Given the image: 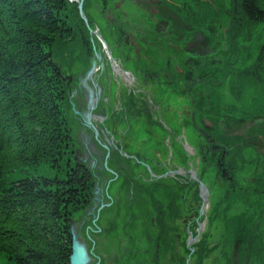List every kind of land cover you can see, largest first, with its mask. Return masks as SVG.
I'll list each match as a JSON object with an SVG mask.
<instances>
[{
    "label": "trees",
    "instance_id": "1",
    "mask_svg": "<svg viewBox=\"0 0 264 264\" xmlns=\"http://www.w3.org/2000/svg\"><path fill=\"white\" fill-rule=\"evenodd\" d=\"M227 1V45L258 46V66L246 73L259 72L264 66V0ZM77 14L76 7L66 0H0V257L7 264H69L68 212L70 207L78 210L82 206L87 199L82 192L92 185L91 173L82 166L68 171L63 180L53 179L51 187L36 177L13 179L26 168L50 162L57 169L65 162L64 151L70 147L71 135L64 118L69 103L61 82L62 65L75 64L78 57L73 53L79 52V61L92 54L88 31L76 28V22H82ZM68 40L71 46L67 51L62 44ZM56 47L62 48L60 55L54 52ZM259 129L255 126L252 131L261 135L258 144L264 150V135ZM254 150V155L243 159V167L233 170L243 179L253 178L251 187L243 183V189L231 178L229 184L214 181L211 166L215 156L210 155L206 162L210 171L204 169L202 174H210L207 184L211 199L224 201L236 189L241 195L245 193L248 201L257 189L255 183L264 180V157ZM256 169L263 175H257ZM219 188L223 189L221 197L216 193ZM262 200L264 197L256 206L255 199L252 206L245 201L244 207L260 212ZM169 203H173L171 199ZM257 222L264 220L258 215Z\"/></svg>",
    "mask_w": 264,
    "mask_h": 264
},
{
    "label": "bare ground",
    "instance_id": "2",
    "mask_svg": "<svg viewBox=\"0 0 264 264\" xmlns=\"http://www.w3.org/2000/svg\"><path fill=\"white\" fill-rule=\"evenodd\" d=\"M108 0H104V4L107 3ZM154 0H148L146 4H142L140 0H111L112 5H118V11L116 13H111L113 17L115 18V23L112 24V27L115 26H126L127 23L139 26V23L141 21L145 22L143 17L146 21L150 22L151 19V5ZM109 9L108 12L112 11V8L107 7ZM106 8V9H107ZM105 9V8H104ZM105 9V10H106ZM68 15L73 13H68ZM78 19L81 20L76 22V28H80L82 32H86L90 30V23L88 21L87 16L85 14H77ZM161 16V14H158ZM67 17L65 15V20H67ZM76 19V17H75ZM94 19V17H93ZM100 20V19H99ZM225 23V22H224ZM227 27L229 26L228 23H225ZM66 27H68L66 25ZM169 27H172V24L169 25ZM105 30H107L108 35L111 36L110 31H114L117 34V38L119 40V43H121L120 38L127 33L128 27L123 30L122 33H118L114 29H109V25H105ZM163 30L165 28L161 27ZM65 31L68 29L64 28ZM110 30V31H109ZM182 32H184L182 30ZM212 35H215L214 31H211ZM77 34V33H76ZM136 34V33H135ZM138 38L142 40L144 43V47H139L138 41L131 42L138 47V49H141V52L145 54V57L140 58V61L137 63V67L131 69L138 75L148 77L152 79L149 83L153 86L152 92L146 91V95L148 94V97L150 98V101L153 102L156 106H164L167 107L170 106H178L181 104H186L187 102H181L179 100V95L176 93H180L183 96L189 95L190 97H193L195 94H199L202 96H205L207 98L212 97L214 98V104H217L218 102L222 103L221 112H222V118H221V112H218L217 115L214 117L213 120L209 116H202L199 122L203 125H207L210 128V135L212 136V147L214 150H221V153L218 156L217 161H215L214 164H212L211 168L213 171H220L227 175L225 177L231 178V180H236L235 183L238 185L239 189H243L242 184L246 187H251L253 178H242V174H236L234 171L237 168L243 167L244 161L243 159L248 158L246 154H244L245 149H248L245 142L246 140H250L251 142H261L260 138H256L253 136V134H249L252 131V127L248 125L249 123L246 122L243 119V117H250L255 115V108H250L246 110L247 101H244L239 93L236 91L237 89H243L244 86L241 83L247 84L246 90H242V92L245 94L254 95L255 93H259L260 91L264 90V75H262L260 72L253 71V73H246V69H256V66H258V61L255 64L256 59H247L248 49L242 44V43H236L235 46H230L227 44H224V49L226 53H230L232 56H223L220 57L213 54L212 56H209L207 54L203 55L204 52H198L197 57L191 56L188 58L189 61H192V67L190 64V68L187 71H184L181 76L183 78H172L171 80L173 82H179L181 85H190L193 89H188L189 86H187L188 90H173L166 88L162 85L161 81H164L163 79L166 78V76H171L172 71H168V68L172 67L173 64H176L174 61V54L169 52L168 56H164L161 59L156 58L155 55V45H150V38L149 35L145 32L137 34ZM147 38L148 44L145 43V39ZM218 43H222L221 40L217 39ZM167 41H164L162 45L159 47H162L160 49L162 50H168V49H174L170 44L166 43ZM64 48L68 51L70 49L71 43H69V40L62 44ZM150 45V46H149ZM118 46V44H116ZM176 48H180L179 44H176ZM74 52V51H73ZM113 53L114 55H117L116 49L113 47ZM74 57L79 56V52L77 55L73 53ZM101 56V54H100ZM171 58V60H169ZM132 58L131 60H127V63L130 64L133 62ZM68 58H66V61ZM64 59V62H66ZM247 63V64H246ZM74 69H76L77 73H83L84 67L82 64H78L75 62L73 65ZM220 68V69H219ZM203 69H206V72H203ZM117 73L120 74L119 78L120 80L116 83V85H122L124 81L128 80L130 81V74H127V71L124 69H115ZM92 72V69L91 71ZM113 72V70H112ZM71 73H69L70 75ZM154 75V77L152 76ZM180 74V73H179ZM243 75V76H242ZM242 76V77H241ZM168 80V81H171ZM252 80H254L255 83H252ZM134 80L132 79L131 82ZM145 83V82H144ZM230 83H237V86L230 85ZM119 87V86H118ZM121 87V86H120ZM230 88V89H229ZM232 90V91H231ZM235 90V91H234ZM252 92V93H251ZM237 99L235 103H230V96L231 94ZM248 95V96H250ZM91 96H94L93 93H91ZM73 99L72 97H70ZM76 99V97L74 98ZM193 99V98H192ZM218 101V102H217ZM261 102V105L264 107V99L261 100L258 96H252V99L249 102ZM140 101L137 102L139 104ZM143 106H149L148 103H143ZM78 106V105H77ZM220 108V106H218ZM143 108V107H141ZM76 106H68L65 108V121L67 124V131L70 132L71 139L69 140L70 147L69 149H65L64 154L66 156H69L70 158H79V161H87L89 157L79 156L78 153L76 154V150H74V143L72 139V129L68 121V111L72 112L73 119L77 122L78 126L81 128L80 120L78 118V111H75ZM163 113V112H162ZM168 116V114H166ZM258 117V115H255ZM125 118H122L119 120V124L117 127V131L122 130V133H117L116 137H111L110 139L106 140V143H108L109 148L115 149L116 151L113 152L115 155H120L127 152H133L136 156H140L142 154V151L137 149L136 139L134 138L135 131L137 130V126L139 122H132L128 120L127 122L124 120ZM139 121H142L139 118H136ZM152 118L147 115L145 118V121L143 120L144 124L147 125L148 123H151ZM221 119L224 120L229 126L234 125V127L229 128L228 131L221 130V124L219 123ZM167 120H170L169 118ZM219 121V122H217ZM75 124V122H74ZM76 125V124H75ZM150 126V125H147ZM174 128L173 126L171 127ZM199 128V124H194L191 127L186 124L180 123L179 128H174V131H180L184 129L186 138L184 136L179 137V141H183L185 143H190V145L195 149V153H197V157L199 158V171H205L204 169L209 168L210 166L206 164V162H209L210 160V154L206 148L207 145V138H201L200 140H197V135L195 132ZM190 132V133H188ZM79 133H83V129L80 130ZM156 134V133H155ZM181 134V133H178ZM128 137V138H127ZM209 137V136H208ZM121 146V147H120ZM128 146V147H127ZM147 144L145 145V147ZM234 147V151L230 150V147ZM191 147V148H192ZM158 148L161 149V145H158ZM239 150V151H238ZM249 150V149H248ZM261 151L263 152L262 155L264 156V150L261 148ZM151 153H155L156 151L149 150ZM218 152V151H214ZM71 153L73 156H71ZM131 155V154H130ZM132 156V155H131ZM237 156H240L237 158ZM124 158H127V156H123ZM92 160H88L90 162ZM119 163V160H117ZM154 160L150 159L149 161H145L143 164V168H139L141 170L140 172L135 171L129 172V168L127 170H123L122 179L125 180L126 183L123 182V185L119 187L120 193L118 192V188H110L104 185L105 183H109L110 179H112V176L110 174H106L96 180H98L100 183H91L93 184L91 188H88V191L82 192L83 196L88 198L89 204H85L83 202L82 206L79 207L80 210H74L72 207H70L68 216H71L70 219L74 224H77V226H84L85 224L91 223L90 221H86V219L90 220L94 216H100L99 223L102 224V226L107 224V219H102L103 214L105 211H108V216L106 218H110V221H131L132 225H126L124 228H119V230H116L115 234L112 236L109 234L105 236V239L102 234H90V233H83L81 232V229H78L76 231L77 238L79 241L80 249L86 248V247H94L96 249L102 248L104 246L107 251L106 253H109L108 250H113L114 257L108 256V262L112 263L114 261H117V264H140L138 263L137 259L142 258L149 254L151 251H155L154 249L160 250L163 248H167V246L175 247L177 246L175 242H179L182 244L183 239L186 240L187 238V229L186 227L191 224L192 222L194 224L200 222V218L194 216V212H198L199 208L195 207L197 204L196 196L193 192L187 187H183L182 189H176L173 186H169L168 190H165V188L162 186V180H160V183H156L152 180L153 175H157L161 169H157L154 167ZM162 162V161H161ZM61 163V162H60ZM59 163V164H60ZM51 166H49V165ZM58 164V165H59ZM227 164H231L232 166H227ZM57 165V166H58ZM47 166L50 168H55L54 165H52L50 162L47 163ZM53 166V167H52ZM257 167V165H253ZM147 167L148 171L145 170ZM150 169H149V168ZM56 169V168H55ZM234 170V171H233ZM143 172V173H142ZM162 172V171H161ZM207 172V171H206ZM19 173H22V175H25L26 177L23 179H29L27 178L28 173L25 170L19 171ZM255 173L259 176L263 175V173L256 169ZM96 176L98 177V172L96 173ZM202 182H205L204 184H207V178L208 175L201 174ZM36 179H41V181L47 182L46 184L49 185V187L52 186L53 180H47L43 178L36 177ZM121 179V177H119ZM224 177H219V180L217 179L216 182H218V185L223 184ZM227 180L228 182H230ZM109 181V182H108ZM146 181L147 183L145 184ZM209 186V185H208ZM117 187V186H115ZM221 188L216 189V193L218 197H221L222 194ZM133 193H135V196H131ZM229 193V191H228ZM138 194L141 195H147L150 200L153 199V201L157 204V209H153V207H150V210L146 208V204L139 205L138 203L141 202V198ZM231 198H233L235 201H240L242 203L243 201H246V198L244 195H241L239 191L236 189H232L231 191ZM164 197V201L162 200L161 196ZM169 199L172 200V204L169 203ZM213 202L214 207H219L223 204L224 201L220 200L219 198H214L211 200ZM216 202V203H215ZM151 206L152 203L150 204ZM105 208L104 212L99 211V207ZM145 206V207H144ZM197 206V205H196ZM252 206V205H251ZM110 207V208H109ZM148 207V206H147ZM109 208V209H108ZM144 208V209H143ZM127 209H130L131 212L134 211H141L146 213V216L144 219H140L138 223H135L133 219L127 217L125 213H127ZM212 209V210H211ZM211 212L209 213L208 222L211 218H213L214 209L210 208ZM124 211V213H123ZM102 213V214H101ZM216 215V214H215ZM217 215L222 216L221 211H217ZM216 215V216H217ZM207 219V218H206ZM76 222V223H75ZM214 223V222H213ZM69 225V224H68ZM213 224H210L212 226ZM154 227L152 229L148 228ZM216 225H213L212 228H214ZM247 232L245 234V232ZM231 232L230 235L235 234L236 235H243L245 234L240 242L241 247L239 245L234 246L235 249L231 248V244H227L229 239L223 234L222 237H219L215 245H219L220 249H226L230 248L231 251L227 253H222L221 256L216 258L217 260L225 262H221L223 264H232L236 262V259L239 260V257L242 253L243 246H246L250 243H252L257 236H254V232L264 233V222H255V225H251L249 223H242L239 221L234 222L232 224L231 229L228 230V233ZM225 233V232H224ZM74 234L69 233V236H73ZM185 235V237H183ZM212 233L211 231L208 233L207 239L211 238ZM217 236V235H216ZM183 237V238H182ZM226 238V239H225ZM74 239L70 238V242L73 244ZM117 241L120 242L119 245H117ZM207 241V240H206ZM213 241V240H212ZM115 242V243H113ZM170 243V244H169ZM88 244V246H87ZM133 244L132 246H130ZM211 244V242L209 243ZM98 246V247H97ZM72 247V246H71ZM132 247V248H131ZM181 249V248H180ZM116 250V251H115ZM121 252L123 254H121ZM181 252V251H180ZM105 253V254H106ZM72 254V251L70 250V256ZM84 255L86 258L91 257L92 254L89 252L84 251ZM162 255V254H161ZM151 258H155L157 261V256L152 255ZM122 262V263H121ZM166 264H172L170 261H166ZM175 262H177L175 260Z\"/></svg>",
    "mask_w": 264,
    "mask_h": 264
},
{
    "label": "rangeland",
    "instance_id": "3",
    "mask_svg": "<svg viewBox=\"0 0 264 264\" xmlns=\"http://www.w3.org/2000/svg\"><path fill=\"white\" fill-rule=\"evenodd\" d=\"M74 1V0H73ZM89 3L86 7V12L87 15H89V19L92 21H96L97 24H99L100 26V34L103 36L104 41L107 43V46L109 48V51L112 55V57L114 56L112 47H111V42H109V35L108 32H106L105 29V25H109V29L112 27L111 25L113 23H115V17L112 16L111 13H116V9H118V5L117 8H114V6H111V0H108L106 4H102L101 0H88ZM162 1H166V0H162ZM227 0H206V2H203L201 4V8H200V12H199V17L202 18V20L205 22V24L216 28L218 31V35H219V30H224L225 34L223 35V37L226 36L228 27L227 25H225V23H221L219 22V15H218V11L221 10V8L225 11L226 6H227ZM167 7V4H165L164 2L161 3V6ZM224 6V7H223ZM107 7L112 8L111 12H108L109 9ZM106 10H105V9ZM84 9V8H83ZM91 17H94V19H92ZM100 19V20H99ZM164 22L166 20L162 19ZM200 20H197L195 25H193L192 20L190 19L185 26L186 27H190V28H197V27H201V23ZM168 22V21H167ZM148 27L153 30L154 27V23L152 22H148ZM202 28V27H201ZM110 31V30H109ZM218 43V42H217ZM219 46L217 48V50H215L214 54L217 53V56H232L230 53H226L225 49H224V44L225 43H218ZM261 44H264V37H263V41L261 42ZM172 46V45H171ZM176 46V44L174 45ZM246 48H250L248 49V55H247V59H256V62L258 61V52L259 50L256 48L258 46L252 45V43H249L247 45H245ZM93 49V48H92ZM100 49H103V46L101 47L100 45ZM95 50V49H93ZM54 52L57 53L58 55L61 54L62 52V48L61 47H56L54 49ZM79 64V63H78ZM247 64V63H246ZM64 68L67 70V67L63 64ZM220 69V68H219ZM250 69H246L245 71H249ZM76 71V69H75ZM259 72L264 75V66H261ZM256 73V71H255ZM252 83H255L254 80H252ZM230 85H235L237 86V83H230L228 86ZM246 85L244 84V91L246 90ZM230 89V88H229ZM242 89V90H243ZM241 92L237 89L236 91L239 93V95L241 96V98L244 101H247V105H246V110L250 109V108H255V115L257 116H250V117H243V119L245 120V123L248 122L253 130V127L255 126H259V130L260 132L264 135V107L261 105V102H249L252 99V96H258L261 100L264 99V90L260 91L259 93H255L254 95H250V94H244L243 92ZM232 91V90H231ZM235 91V90H234ZM113 92V91H112ZM252 93V92H251ZM231 96L229 98V100L232 101V103H235V101L237 100L232 93H230ZM250 95V96H248ZM183 102V101H181ZM183 104L180 105V109H182ZM156 110V109H155ZM153 110V111H155ZM180 114V113H179ZM168 119L170 116H167L166 114H164V117ZM170 119V118H169ZM68 121L69 124L71 126L72 129V139H73V143H74V150H76V154L78 153L79 156H84L85 157H90L91 156H95L97 155L98 158L100 159V155L103 154V150L98 148H92V142H93V133H92V127L88 126L85 130L87 131V133H79L81 128L78 126L77 122L73 119L71 113H68ZM75 122V124H74ZM164 122L169 126L167 120L163 119V122L161 121V123L163 124V126L165 127ZM111 123H113V121H111ZM189 125V123H187ZM247 124V123H246ZM151 125V124H150ZM173 126V125H172ZM170 127V126H169ZM174 127V126H173ZM234 127V125L232 126H226L224 128V131H228L229 128ZM166 128V127H165ZM175 128V127H174ZM142 128H137V130L135 131L134 138L136 139V144H137V149L142 151V154L140 156H136L134 151L130 152V154L132 155V159H133V163H131L129 160H124V163L127 164V167L129 168V172H140L141 170H139V168H143V164L145 163V161H149L150 159L154 160V167H156L157 169H161L159 172H157V175H153L152 179L157 182L160 183V180H162V186L165 188V190H168L169 186H173V187H177L176 185H180V183L182 181H186L187 183H190L192 185H194L195 187V196H197L199 198V201L197 202V206L195 205V207L199 208L198 212H196L195 217L200 218V222L193 224L194 225V231L191 233L192 235L195 236H190L191 239H189L188 241H185L183 239L182 244L179 242H175V244L177 246L175 247H171V246H167V248H163L160 250L154 249L155 251H151L149 254H147L146 256L142 257V258H138L137 261L140 264H166V261H170L172 264H223L221 262H225V260L220 261L217 260L216 258H218L219 256H221L222 253H227L230 252L231 249L230 248H226V249H220L219 245H215L216 240L219 237H222V235L220 233H223L227 239H229L230 241L227 242V244H231V248L235 249L234 246L239 245L241 247L240 242L243 241L241 240L242 237L250 231L245 232V234L243 235H230L231 232L228 233V230L231 229L232 224H234V222L239 221L242 223H249L251 222H257L258 221V215L261 216V218L264 220V201L262 200V204H260V212L253 210L252 208H245V201L241 203H238L237 205L234 204V199L231 198V195H227L228 198L230 199V201H227V199H223L224 202L223 204L220 206V208L214 207L213 202H211V197L210 194L211 192V187L204 184L205 182H202V176L200 174L199 171V163L197 162V157L195 155V152H193L191 150V148L187 147L186 145H179L178 147L173 146L174 145V141L169 142V145L167 146L166 143V139H162L161 140V136L156 137L155 134H151V133H147L148 138L147 140H145V144H147L148 146L145 147V144H143V140H144V133L141 130ZM145 129V127H144ZM176 129V128H175ZM159 132V130H156ZM164 133H167L166 129H164ZM182 133V132H181ZM190 133V132H188ZM250 135L253 134L254 137L258 138L259 136H256L255 133H253V131H251V133H249ZM164 137L167 138L166 134H164ZM95 139V138H94ZM156 141L158 142H162L165 143V146L163 147L162 150H160L158 148V144H156ZM178 141V139L176 140ZM181 142V141H180ZM246 146L248 149H245L243 151L246 152L247 157H250L251 155H254V153H252V150L254 148L257 149L254 150L256 151V153H258L259 155L262 154L263 152L261 151V144H258V142H251L250 140H246ZM264 145V144H263ZM149 150H153L156 151L155 153H151L149 152ZM163 155L165 156V159L162 160ZM250 155V156H248ZM72 156V155H71ZM264 157V156H263ZM107 158V156L105 157ZM239 158V157H237ZM72 160L74 158H71ZM167 159V161H166ZM263 164H264V159H262ZM70 161V157L66 156V162L64 163H60L59 166L57 167V169L54 168H50L47 165L41 164L36 168H26L24 169V171L26 170L28 173L27 178H31V177H39V178H43V179H47V180H53V179H59L62 180L65 178V174H64V170L67 167V163ZM111 161H109L110 163ZM166 163L165 165H163V163ZM93 163V162H92ZM91 163V164H92ZM72 164V163H71ZM175 165V167H174ZM71 168V167H70ZM69 168V169H70ZM149 168V167H148ZM262 168V167H261ZM150 169V168H149ZM145 170L147 172L148 169L147 167L145 168ZM195 172H194V171ZM72 171V170H69ZM162 171V172H161ZM210 171V168H209ZM143 173V172H142ZM209 175V173H208ZM25 175H22V173H18L13 175V179L15 180H19L22 178H25ZM173 182L176 185H173ZM264 182V180L262 181ZM260 181L256 182L253 187H256L257 189H254V194L252 196H249L248 199V206L253 205L251 204V202L253 203V200L255 199V206H256V201L263 198L264 197V183H262ZM147 183V182H146ZM223 184H226V181H223ZM201 185H204V188L206 190L205 195H207L205 197V201L204 203H202V199L200 196V188ZM243 187V185H242ZM120 190V189H118ZM120 193V191H118ZM135 195V193L132 194V197ZM142 200L141 203L146 204V208L148 210H150V207H153V209H157V204L152 200H146L145 198H142L141 194H138ZM245 196H247L244 193ZM230 196V197H229ZM162 200L164 201V197L161 196ZM246 198V197H245ZM208 200L209 204H208ZM197 201V199H196ZM85 204H88V199H84ZM240 202V201H239ZM152 203L153 206H151L150 204ZM216 203V202H215ZM226 204V206H225ZM144 206V207H145ZM148 206V207H147ZM243 209L241 210L240 208ZM210 208L214 209V213H213V218H211L208 222V217H209V213L211 212ZM144 209V208H143ZM221 211L222 216H218L217 215V211ZM144 213V212H143ZM217 216H216V215ZM103 216L106 218L108 216V213L105 212L103 214ZM146 215H138L137 219H133L135 223H138V221L140 219H144ZM202 217L207 218V221H204L202 219ZM69 218V217H68ZM214 222V223H213ZM76 223V222H75ZM210 224L216 225L214 228H212V226H210ZM192 225V226H193ZM148 228L152 229L154 227H150L148 226ZM83 233H88L86 230H84L83 228H80ZM94 231V229L92 227H90V231ZM76 231V230H75ZM74 231V233H75ZM188 231V229H187ZM211 231L212 236L211 238L207 239L208 237V233ZM225 232V233H224ZM190 233V232H189ZM189 235V234H188ZM217 235V236H216ZM254 236H257L255 238V240L246 245L243 246L242 249V253L239 257V260L236 259V262L232 264H264V233L263 232H259L256 233L254 232ZM185 237V235L183 236ZM182 237V238H183ZM105 239V237H104ZM226 239V238H225ZM207 240V241H206ZM213 240V241H212ZM211 242V244H209ZM170 244V243H169ZM133 244H131L130 246H132ZM132 248V247H131ZM181 248V249H180ZM116 251V250H115ZM181 251V252H180ZM157 252V261L155 258H151L152 255H155V253ZM121 254H123L121 252ZM162 254V255H161ZM175 260L177 262H175Z\"/></svg>",
    "mask_w": 264,
    "mask_h": 264
},
{
    "label": "flooded vegetation",
    "instance_id": "4",
    "mask_svg": "<svg viewBox=\"0 0 264 264\" xmlns=\"http://www.w3.org/2000/svg\"><path fill=\"white\" fill-rule=\"evenodd\" d=\"M148 0H140L142 4H146ZM203 2H206V0H180L176 4H182V8L184 10L190 11L191 6H194L196 8H201V4ZM162 0H154L152 2V7L150 10L152 23H154L153 30H151L148 27V21L144 20L145 22L141 21L139 23V26H134L129 23H127L126 26H115L111 27V29L116 30L118 33H122L125 28L128 27V31L126 34H124L120 40L121 43H119V40L117 38V34L114 31H110L111 36L109 35V40L111 42V47L115 48L117 51V55H115V58L117 61H119L120 65L124 70L127 71V74H130L131 80L134 81L131 82L126 80L123 82L122 85H118L115 87V81L112 79V77L108 74V69L105 65L102 63L98 64L99 71H96L93 73L90 79H87L86 84L89 86L93 92H94V103H93V109L90 111L92 122L94 123L96 127L97 133H106L104 137L102 136L101 144L103 146H108V143H106V140L110 139L111 137H116L117 133H122V130L117 131V127L119 124V120L122 118H125L124 120L127 122L128 120L132 122H139L137 128H142L141 130L144 133V140L142 141L143 144H145V140L148 138L147 133L155 134L156 137L161 136L162 139H166L167 146L169 145V142L174 141V145L178 147L181 142L177 139L179 137L183 136L185 133L184 129L180 131H174L171 127L172 125L175 128L180 127V123L186 125L189 123V126L191 127L194 124H199V128L193 132L197 135V140L201 141V138H207V145L206 148L211 156H213L214 153V163L217 161L219 154L221 153V150H214L212 147V136L210 135V128L207 125H203L199 122L202 116H209L213 120L214 117L217 115L218 112H221L222 105L220 102L217 104H214V98L212 95L210 98H207L205 96H202L199 94H194L193 97H190L189 95L183 96L180 93H176L179 95V100L183 102H187L186 104H183L182 109H180V105L178 106H170L167 107L164 106H156L153 104L152 101H150V98L148 97V94L146 95V91L152 92L153 86L150 85L149 81L152 79L150 76L145 77L138 75L133 70L127 69V68H135L137 67V63L140 61V58L145 57V54L141 52V49H138L136 45H134L131 40L138 41L139 47L142 48L146 45L142 42L140 38H138L136 35L140 33H147L150 38V45H155V57L156 58H162L164 56H168L169 52L172 51L174 54V61L176 64H173L172 67L168 68V71H172L171 76H166L164 78V81H161L162 85L166 88L173 89L176 91L179 90H192L193 88L190 85H181L179 82H173L172 78H183L181 74L184 71H187L192 65V61H189L188 58L191 56L197 57L198 52H204L203 55L207 54L209 56H212L217 50L219 44L218 41L213 42L212 34L209 32L208 28L205 29L204 32H202L201 28H190L186 27V22L184 19L180 17V14L175 13L174 17L172 18V30L171 35L169 34L168 25H165V22L162 20L164 16L168 19H170V13L166 9V7L161 6ZM114 8H117V5H113ZM118 11V9H116ZM161 12L162 17H160L158 14ZM165 13V14H164ZM116 22V21H115ZM114 24V23H113ZM166 26V27H165ZM161 27L165 28L163 30ZM182 30L184 32H182ZM136 33V34H135ZM171 37V39L169 38ZM167 40L166 43L172 45L174 49H168V50H162L159 47L162 45V43ZM170 39V40H169ZM217 40V37H216ZM145 43L148 44L147 38L145 39ZM118 44V46H116ZM175 44H179L180 48H176L174 46ZM149 45V46H150ZM218 53V51H217ZM217 53L215 55H217ZM133 59V62L128 64L127 60ZM171 60V58H169ZM94 62L93 59H90V66ZM191 66H190V65ZM90 68V67H89ZM88 69H84L83 73H79L77 77V87L79 89V92L81 93V96H78V102H77V108L79 114L86 111V99L85 94L83 92L82 88V80L85 78ZM86 70V71H85ZM206 69H203V72H206ZM180 73V74H179ZM154 77V75L152 74ZM171 80V81H168ZM145 82V83H144ZM80 83V86H78ZM121 86V87H120ZM187 86L188 89H187ZM194 90V89H193ZM113 91V92H112ZM193 98V99H192ZM80 99V100H79ZM140 101L139 104L137 102ZM143 103H148L149 106H143ZM218 104H220V108L218 107ZM143 107V108H141ZM156 109V110H155ZM155 110V111H153ZM163 112V113H162ZM180 113V114H179ZM152 118V122L148 123L147 126L144 124L143 120L145 121V118L147 115ZM164 114H168L170 116V120H167L166 117H164ZM136 118L141 119L142 121L137 120ZM221 118H222V112H221ZM163 119L167 120L169 126L164 122L165 127L161 123L163 122ZM113 121V123H111ZM216 121V120H215ZM219 122V121H217ZM221 124V130L224 131V128L228 126L226 122H224L223 119L219 122ZM145 127V129H144ZM164 129H166L167 133H164ZM156 130H159L156 131ZM182 132V133H181ZM181 133V134H178ZM164 134H166L167 138L164 137ZM150 136V135H149ZM209 136V137H208ZM128 138V137H127ZM156 144L161 145V149L165 146V143H160L156 141ZM146 145V144H145ZM148 146V145H147ZM121 147V146H120ZM128 147V146H127ZM194 150V148H193ZM231 151H234V147H230ZM218 151V152H214ZM197 154V153H196ZM165 159V156L163 155L162 160ZM167 161V159H166ZM166 163L164 162L163 165ZM227 166H232L231 164H227ZM175 167V165H174ZM194 171V170H193ZM227 173L223 174L221 171L218 173V171L214 172V175H211L216 181L219 179V177H224L223 181H226V184H229L227 180L229 178L225 177ZM210 174L208 175V177ZM153 180V179H152ZM110 182L113 181V179L109 180ZM154 181V180H153ZM146 184V181H144ZM157 183V182H156ZM121 185V184H120ZM173 185H176L173 182ZM176 189H182L184 186L189 188L191 192L195 194L196 190L194 185L187 183L186 181H182L180 185H176ZM142 202V200H141ZM124 213V211H123ZM146 215V213H143L141 211H134L131 212L130 209H127V213L125 215L127 217L136 218L138 215ZM196 215V212H194V216ZM100 216H94L90 220L86 219V221H90V223L85 224L84 226H77L78 229L85 227V230L90 234H102L103 237L107 235V230H119V228H124L126 225H132L131 221H123L120 220L118 222H111L110 219H107L105 217H102V219H107V224L105 223L104 226H102L101 223H99ZM116 223V224H115ZM194 223L192 222L189 224L186 229L194 231ZM193 225V226H192ZM90 227L94 229V231H90ZM77 229V230H78ZM187 231V230H186ZM115 243V242H113ZM120 242L117 241V245H119ZM88 246V244H87ZM87 250L89 253L92 254V262L91 264H117V261H114L112 263L108 262L107 257L112 256L110 254H105L104 246L102 248L96 249L94 247H87ZM122 263V262H121Z\"/></svg>",
    "mask_w": 264,
    "mask_h": 264
},
{
    "label": "water",
    "instance_id": "5",
    "mask_svg": "<svg viewBox=\"0 0 264 264\" xmlns=\"http://www.w3.org/2000/svg\"><path fill=\"white\" fill-rule=\"evenodd\" d=\"M78 8L81 9V3H79ZM205 192L206 190L204 188V185H201L200 196L203 201H205V197L207 196L205 195ZM73 239L75 240L74 235H73ZM80 248L81 247L79 246L78 242L75 240L71 247L72 254L70 256V264H86L87 263L86 257L84 255V250Z\"/></svg>",
    "mask_w": 264,
    "mask_h": 264
}]
</instances>
